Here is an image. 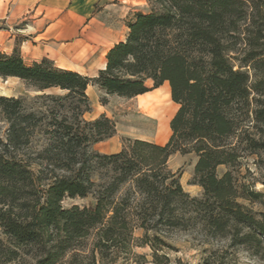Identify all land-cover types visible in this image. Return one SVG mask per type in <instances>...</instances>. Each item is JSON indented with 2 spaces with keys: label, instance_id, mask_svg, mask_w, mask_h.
I'll return each instance as SVG.
<instances>
[{
  "label": "trees",
  "instance_id": "trees-1",
  "mask_svg": "<svg viewBox=\"0 0 264 264\" xmlns=\"http://www.w3.org/2000/svg\"><path fill=\"white\" fill-rule=\"evenodd\" d=\"M146 3V11L126 16L124 38L93 77L47 57L27 63L17 46L0 50V78L38 92L28 99L0 94L7 125L0 138V264H115L132 240L131 216L155 264L168 259L158 254L166 245L162 229L198 226L205 238L225 242L207 250L201 264H221L238 248L264 254V219L237 201L262 194L246 190L234 173L242 152L264 150V21L256 19L264 0ZM90 82L125 98L167 83L178 106L167 141L133 139L117 152L96 150L114 128L104 114L84 118ZM174 153L195 155L190 184L202 188L200 197L168 167ZM89 194V206L61 203ZM100 226L85 250L83 240Z\"/></svg>",
  "mask_w": 264,
  "mask_h": 264
},
{
  "label": "rangeland",
  "instance_id": "rangeland-1",
  "mask_svg": "<svg viewBox=\"0 0 264 264\" xmlns=\"http://www.w3.org/2000/svg\"><path fill=\"white\" fill-rule=\"evenodd\" d=\"M8 9L6 8V0L4 3L0 1V40L3 39V30L10 26L14 31L28 23L35 11V7L39 6L37 14L44 10L43 0H9ZM51 1V0H49ZM56 1V0H53ZM33 3L35 4L33 6ZM109 3L107 9L103 8L104 4ZM17 4V5H16ZM27 5H29L27 7ZM27 9V10H26ZM104 9L106 11H104ZM146 11V0H98L94 4V12L97 13L98 19L104 21L114 29V38L122 36L126 32L124 20L126 16L133 10ZM6 12H14V20L11 22L1 21V17ZM53 13L56 10H52ZM52 13V14H53ZM257 20L264 21V7L261 6ZM112 40V38L110 39ZM151 86V83H147ZM167 84L150 89L146 95H152L154 99L159 100L168 107V126L169 121L177 110V105L167 98ZM46 93H57V89H48ZM36 93L31 87L27 86L23 81L15 77L6 79L0 78V94L6 96L24 97L26 99L33 97ZM87 94L91 103V110L84 114L86 120H92L100 114H104L112 122L113 135L101 142L94 144V148L100 152L111 153L117 152L128 147L133 139H143L147 141L157 142L158 133H162L165 143L170 135L167 133V122L161 124L160 121L150 119L142 115L139 110L138 98H125L116 95H108L99 90L91 82L87 89ZM6 123L0 115V138H4ZM264 137V133H263ZM238 166L235 168V176L239 184H244L246 190L256 191L261 195L257 200H248L245 198H237V201L254 213L257 217L264 219V150L260 149L256 153L250 154L242 152ZM196 157L193 153L181 155L174 153L169 157L168 167L172 171H178L180 174V183L183 189L191 196L200 197L202 188L196 184H190L193 176V168ZM226 168L221 166L217 173L221 174ZM92 195L86 197H64L62 205L70 207L72 205L89 206L93 204ZM132 240L124 251L119 253V257L115 264H155L152 257L150 245L140 244L139 238L144 235V231L138 226L135 216H131ZM92 230L90 235L83 240L85 250L91 248V244L95 239L99 229ZM151 231L148 232L151 235ZM159 235L166 242V245H159L158 254L165 255L168 259L159 258L160 264H201L202 256L208 254L207 250L218 249L225 246L224 241L207 239L198 226L188 227V229H162ZM1 235V231H0ZM206 249V250H205ZM205 250V252H203ZM230 252L232 249H228ZM229 254V253H228ZM225 254V259L221 264H264V254L261 257L250 256L241 248L232 251V255ZM158 262V260H157ZM101 264V263H98Z\"/></svg>",
  "mask_w": 264,
  "mask_h": 264
},
{
  "label": "crops",
  "instance_id": "crops-1",
  "mask_svg": "<svg viewBox=\"0 0 264 264\" xmlns=\"http://www.w3.org/2000/svg\"><path fill=\"white\" fill-rule=\"evenodd\" d=\"M0 1L4 3V0ZM97 1L43 0L42 4L48 5L39 14L37 10L42 5H37L28 23L16 31L10 26L3 30L0 50L9 53L17 46L27 63L47 57L57 67L88 77L95 76L105 65L107 50L126 34L125 32L124 35L114 38V29L98 19L94 12ZM9 2L6 0L7 9ZM108 6L109 3H106L103 8L107 9ZM52 10L56 12L53 13ZM14 19V12H6L1 17V21L6 23ZM88 87L89 85L87 89Z\"/></svg>",
  "mask_w": 264,
  "mask_h": 264
},
{
  "label": "bare ground",
  "instance_id": "bare-ground-1",
  "mask_svg": "<svg viewBox=\"0 0 264 264\" xmlns=\"http://www.w3.org/2000/svg\"><path fill=\"white\" fill-rule=\"evenodd\" d=\"M166 90H167L166 97L170 98L168 85ZM137 98H138L139 110L143 116L148 117L150 119L157 118L161 124L167 122V126H168L169 110L167 106L162 104L159 100L154 99L152 95H146V93L137 95ZM167 128H168L167 133H169L170 132L169 126ZM164 140L165 137H163L162 133L159 132L157 135V142L161 144V142Z\"/></svg>",
  "mask_w": 264,
  "mask_h": 264
}]
</instances>
